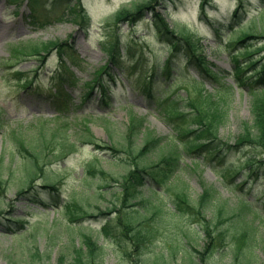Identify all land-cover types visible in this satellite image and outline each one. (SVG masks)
<instances>
[{
	"label": "rangeland",
	"instance_id": "rangeland-1",
	"mask_svg": "<svg viewBox=\"0 0 264 264\" xmlns=\"http://www.w3.org/2000/svg\"><path fill=\"white\" fill-rule=\"evenodd\" d=\"M76 1L71 4L72 8L77 11L86 10L89 14V25L86 28L78 25L81 18L77 13L69 14L68 20L64 22H56L49 16L38 13L34 21L29 17L26 6L10 5L8 0H0V166L5 170V177L10 182L6 193L0 195V207L4 210L0 220V264H75L74 253L83 244V234L92 235L103 247L99 264H134V260L126 256L121 257V247L116 238L98 234L107 221L115 223L122 211L126 216L137 218V222L149 221L152 218L151 213L145 211L148 206L125 208L120 181H123V176L129 173L130 168L114 156L115 152L108 148V143L114 141L115 145H127L134 141L133 144L137 145V142L141 143L139 137H142V133L149 132L155 142L144 154L148 163H160L164 168H168L169 164L179 157L180 138L162 120L154 100L144 92L143 86L137 84L140 79L144 85L147 79L145 77L151 72V50L166 53L164 45L158 43L157 35L152 31L150 17L134 26L126 23L121 25L124 34L122 46H125L129 54L121 59L120 67L110 64L111 71L103 75V81L112 86L110 93L106 90L104 96L99 84L94 82L102 69L109 64V57L102 50V44L106 40L105 20L111 17L122 3L129 0ZM207 1L211 5L206 6V11L215 25L220 24L223 28L219 35L213 32V27L201 21V0H168L159 11L171 27H185L193 32L200 39L210 62L218 68L233 72L234 61L226 47L232 33L228 24L239 0ZM245 6L248 15L236 26L245 28L246 23L258 15L262 16L264 28V0H245ZM259 22L261 23V18ZM237 33H240V30L234 32V35ZM62 41L78 56L79 64L76 67L60 69L58 51L24 59L12 56L21 45ZM141 50L146 52L142 58ZM191 76L198 78L194 70ZM24 77L29 79L27 89H24L26 83L21 81ZM222 81L233 87L235 85L230 77ZM167 82L163 77V80L155 84L154 92L165 96L185 94L184 88L179 87L166 93ZM233 89L234 95L229 99L226 108L228 114L222 130L229 135L228 140L234 143L242 131L243 124L252 122L254 96L247 88L244 92H239L236 87ZM58 90L68 92L75 100L77 108L73 113L60 117L56 108L48 102L49 96ZM206 90L213 91L209 84ZM89 126L96 135L95 142L99 145L87 141ZM127 130L133 133H128ZM17 139H24L28 148L31 141H34L33 147L37 143L43 147L44 140L49 139L43 147L44 155L52 161L47 168V177L57 183L64 201H86L97 216L74 227L70 225L73 222H69L61 211L55 212L53 205L48 208L36 205L31 193L18 195V170L24 165L23 157L27 155L21 156L17 151H13ZM70 142L77 143L76 149L64 159L56 158L58 151ZM238 154V151L234 150L226 162L236 163ZM96 155L100 158L98 167L107 173L104 176L88 174L87 165ZM182 160L191 170L178 172L175 179V182L178 180V188H184L191 198L196 200L202 193L203 178L219 189L223 200L229 199L232 208L236 207L238 199L235 194L227 192L222 187V180L212 174L209 168L203 173L204 165L197 166L193 162L192 166L189 157H183ZM9 169L13 171L12 174ZM242 173L243 170L236 176L239 183L243 180ZM46 181V178L40 177L36 184L43 185ZM263 189L264 179H259L256 183L242 186L237 193H244L246 199L256 200L257 205V199H260ZM157 190L163 193L164 198L160 196L158 199L154 196V199L158 203L161 200L166 205V210L162 212L161 217L155 219V233L147 241L143 258L152 264V255L157 254L165 258L159 264H187L191 256L196 259L197 252L193 248L204 250L203 234L186 216L168 210L173 190L168 187H157ZM42 195L47 194L42 192ZM143 195L150 196V193L143 189ZM56 201L49 203L54 204ZM136 209H139V214H135ZM228 213V216L232 214ZM9 219H24L27 221L28 231H23L17 236L12 234L10 227L13 224ZM252 219L251 215L242 221L239 218L233 221L226 219L225 227L228 232L233 233L237 230V225L249 226ZM74 224L76 225V222ZM258 226L261 248L264 249V223H260L259 219L255 220V227ZM173 247H177L178 254L169 256ZM261 255L264 258L263 251ZM227 260L223 258V262Z\"/></svg>",
	"mask_w": 264,
	"mask_h": 264
},
{
	"label": "trees",
	"instance_id": "trees-1",
	"mask_svg": "<svg viewBox=\"0 0 264 264\" xmlns=\"http://www.w3.org/2000/svg\"><path fill=\"white\" fill-rule=\"evenodd\" d=\"M9 1L12 4L19 3L20 5L25 0ZM154 1L156 0H132L111 18L107 19L106 23L108 25L104 28L106 41L103 43L102 49L110 55L113 64L120 65L118 62L120 56V46L118 45L120 43V22L124 20L136 22L145 16L147 10H151L155 32L161 42L168 44V53L164 60L155 57L154 72L147 84L151 86L158 77H162L166 73V76L172 79L170 89L179 84H188L193 87L192 91H186L185 96L179 95L175 98L159 97L158 101V109L163 119L183 141L180 146L182 147L180 156L182 153L190 157L196 156L195 160L198 161V154L206 155L211 171L214 174L221 175L231 184L227 187L228 184L223 183L228 189H236L234 187V176L242 170L243 184L249 181L254 183L260 178L264 179V32L256 35L253 31H243L236 40L231 41L230 47H232L231 51L233 52L231 55L235 61L236 70L229 75L235 79L240 90L248 87L255 94V101L252 106V122L243 124L242 131L235 139V144L230 145L229 135H226V132L222 129L228 114L226 109L227 98L230 96L228 90L231 91V86L226 87L223 84L216 86L220 77L223 78L228 74L220 69L213 70L206 57L200 53L201 47L198 41L194 39V35L189 34L182 28H171L166 18L151 6ZM27 2L33 14L43 12L48 16L54 15L56 21H64L67 15L66 11L80 13L81 26L89 24L86 10L80 9V12H78L75 8H72L73 0H27ZM56 10H62V13L57 14ZM52 46L58 49L62 57H68L74 64H79L78 56L72 49H68V45L51 42L42 45V49L49 51ZM40 49L38 45L21 46L14 51L13 55L17 57L31 56L34 53H39ZM180 56L185 59L188 67L197 70L201 80L188 81L185 79L187 76L178 62ZM62 63L64 66L66 65L63 60ZM65 68L68 69V67ZM110 68V66L103 68L99 77H102L103 74H109ZM207 82L214 88L213 93L206 91ZM54 102L57 110L62 114L67 115L76 110L74 100L64 90L59 92ZM1 128L0 123V130ZM133 142L130 141L127 145H112L110 147L123 163H132L130 166L133 169H130L129 174L124 176L123 181L126 193L125 200L130 205L131 199L138 198L135 194L138 187L151 184L150 189L153 196L157 195L158 192L156 193L153 189V182L167 184L181 167L178 160L174 161L168 168H162L160 164L150 165L146 162L144 154L155 142L150 133L147 134L146 139H141V143L137 142L136 145ZM33 144L34 141H31L30 148H28L24 139H17L16 141L15 149L17 152L21 156L22 154L27 155L23 157L24 165L18 170L20 174L18 194L25 193L26 188L33 194L37 193L38 190L34 182L40 175L46 176L43 167L46 163H41V161L42 159L47 161V156L44 155L43 149L39 147L38 143L35 147H33ZM72 148L73 146L70 144L64 145L61 151H58V157L64 158L72 151ZM232 149H237L240 155L238 161L236 160V163L232 162L229 166L225 164L224 160L230 155ZM95 160H99V157H95ZM9 172L12 174L13 171L9 170ZM88 173L91 176L107 174L98 167L95 161L88 164ZM6 178L5 170L0 166V195H3L9 187V180ZM203 187L202 194L196 200L192 199L186 191H176L174 194L175 199L171 202L174 209L173 213L187 214L191 221L202 229L205 235L206 246L204 250H195L197 258L194 259L191 256L187 264H264V258L260 253L262 249L260 232L254 227L253 223L251 228L245 226L243 230L240 226L238 235H230L231 237L228 235L226 227L223 226L224 218L229 217L228 212H231L235 217H242L246 210H251L264 219L263 213L259 215L260 210L264 212V200L261 202L260 207L254 209L251 207L252 202L244 199L241 194L238 195L240 206L232 209L228 202L222 201L219 191L213 186L203 182ZM46 188L52 191L58 190L56 183L53 181L49 182ZM62 202V200H59L56 206L59 205L63 208L64 217L70 221L78 222L93 217L84 203L74 199L60 205ZM149 203L152 204L150 206L151 211L148 209L146 211L150 212L153 218L162 214L164 207L160 203L154 204L152 197L142 198L137 205L144 206ZM136 210L135 214H139V210ZM3 214L4 210L0 207V219ZM136 219L126 215L123 217L120 214L115 223L106 222L101 231L106 236H113L118 240L121 247V257L126 256L132 260L131 255L134 253V264H150L148 259L143 258V251L147 240L153 236L155 227L152 225L151 219L142 222H137ZM12 224L10 227L12 230H24L25 228V224L18 221H13ZM221 225L222 227H220ZM83 238V245L75 250L74 263L99 264V257L102 256L104 251L103 247L93 239L92 235L83 234ZM176 248L173 247L172 251L170 250L169 256L178 254ZM155 255H152L154 260L152 264H159L165 259L163 255ZM223 258H229L230 262L223 263Z\"/></svg>",
	"mask_w": 264,
	"mask_h": 264
}]
</instances>
